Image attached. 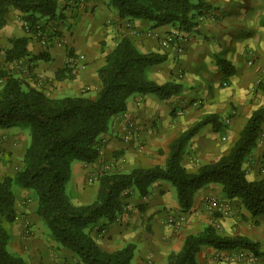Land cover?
Returning a JSON list of instances; mask_svg holds the SVG:
<instances>
[{"label":"crops","instance_id":"1","mask_svg":"<svg viewBox=\"0 0 264 264\" xmlns=\"http://www.w3.org/2000/svg\"><path fill=\"white\" fill-rule=\"evenodd\" d=\"M204 1L210 5L207 10L210 16L189 32L178 31L188 37L180 54L162 50L159 45L167 32L177 31L175 27L153 28L143 19L118 18L106 6V0H79L72 4L57 0L58 10L65 3L69 6L62 11L57 24L60 35L45 37L44 46L24 32L17 10L9 13L6 24L0 28V69L13 67L5 62L10 38L30 36L27 50L34 55L44 50L47 59H33L30 69L21 62L15 68L29 84L50 97L94 93L99 86L97 69L121 35L141 52L165 53L166 59L149 69L151 80L157 84L175 81L181 86L178 93L167 99L155 94H135L128 98L126 109L113 117L108 131L100 136L98 159L93 163L72 162L66 190L74 203L95 199V178L103 171L163 165L173 139L209 114L218 116L220 129L214 131L209 124L203 126L190 139L182 164L194 171L200 164L216 161L229 151L251 113L264 105V93L255 88L256 78H264V27L260 25L264 0ZM55 20L47 25L42 21L45 26L42 28L48 29ZM46 29L42 30L45 34ZM147 31L150 35L146 36ZM69 51L82 55L84 61V66L71 78L65 72L57 73L65 68ZM219 59L231 66L228 74ZM129 123L134 125L133 136L126 140L123 135ZM2 132L14 134L5 144L12 149L13 155L8 157L12 161L16 159L14 144L19 143V137L15 136L18 130L0 129ZM2 164L1 161L0 174L15 172L11 165ZM242 167L248 180L264 179V123ZM13 191L17 220L8 226V245L13 253L21 255L27 264H82L50 237L46 225L35 214L32 191L18 187ZM206 197L230 204L232 211L229 214L208 211ZM124 202L122 214L111 223L97 222L95 228L103 227L98 234L93 230L92 235L107 251L133 244L130 264H165L170 253L180 250L187 234L197 233L207 224L213 225L218 234L242 235L258 242L260 255L255 257L243 248L219 250L204 245L195 256L199 264H264V215L252 217L239 197L227 198L218 184L209 183L200 188L186 212L178 207L175 188L164 180L152 183L144 196L129 191ZM177 215L182 219L178 228L170 223V218ZM25 226L29 228V236L23 240Z\"/></svg>","mask_w":264,"mask_h":264},{"label":"trees","instance_id":"2","mask_svg":"<svg viewBox=\"0 0 264 264\" xmlns=\"http://www.w3.org/2000/svg\"><path fill=\"white\" fill-rule=\"evenodd\" d=\"M106 5L118 18L143 19L153 28L171 25L183 32L196 27L199 17L210 8L204 0H108ZM66 6L58 10L57 0H0V28L9 13L17 10L25 23L24 32L35 31L42 19L48 22L61 18ZM260 25L264 27V16ZM9 42L5 62L13 67L0 69V129L27 128L29 142L15 172L0 178V264H27L21 255L8 249V225L16 219L14 187L33 192L35 214L46 225L50 237L82 264H130L133 244L107 251L99 246L92 231H101L103 226L95 228L100 220L111 223L122 214L129 191L144 196L157 180L168 181L175 188L182 212L191 208L193 196L200 188L215 183L227 198L239 197L252 217L264 215V179L248 180L242 167L264 123V105L251 113L229 151L216 161L200 164L194 171L182 164L190 139L203 126L220 129L218 116L209 114L173 139L163 165L103 171L97 177L95 199L74 203L66 190L72 162L93 163L98 159L100 136L108 131L113 117L126 109L128 98L155 94L167 99L181 86L175 81L157 84L148 77L149 69L166 59L165 53L141 52L122 37L98 67L99 86L94 93L84 91L53 98L29 84L15 69L19 62L30 69L33 59H47L46 52L31 54L27 50L28 35L14 36ZM218 62L228 74L231 66L224 59ZM64 72L68 78L73 76L67 67L57 73ZM256 90L264 93V78L257 82ZM204 245L219 250L243 248L255 257L260 255L258 242L242 235L218 234L213 225L207 224L199 232L187 234L180 250L170 253L165 264H199L195 256Z\"/></svg>","mask_w":264,"mask_h":264},{"label":"built area","instance_id":"3","mask_svg":"<svg viewBox=\"0 0 264 264\" xmlns=\"http://www.w3.org/2000/svg\"><path fill=\"white\" fill-rule=\"evenodd\" d=\"M80 1H82V0H80ZM66 2L69 4H72V3H74V0H66ZM24 24L25 23L22 22V25H24ZM42 30H43L42 24L39 23L38 25H36L35 31L26 32V33L31 34L32 37L38 39L40 41V43L44 46L46 43L45 37H47V35ZM145 35L146 36L150 35V32L147 31ZM187 40H188V38L185 35H182V36L178 35L177 36L176 34L171 33V34H166V35H164V37L160 38L159 45H160L162 50L174 51L176 54H180L183 52L184 44L187 42ZM83 66H84V61H83L82 55L74 54V53H68L67 54L66 61H65V67L69 68L71 73L75 74ZM133 126L134 125L131 123H129V125L127 126V129L125 130V133L123 135V137L126 140L131 139V137L133 136V131H132L134 129ZM99 154H100V152H99ZM90 180H92V178ZM205 207L208 211L217 212L218 214L219 213L220 214H229L232 211V207L230 204L221 203L215 197H206L205 198ZM181 221H182V219L180 218L179 215H177L176 217L170 218V222H172V224L177 228L180 226ZM24 232H25V236H28V234H29L28 226H25Z\"/></svg>","mask_w":264,"mask_h":264},{"label":"rangeland","instance_id":"4","mask_svg":"<svg viewBox=\"0 0 264 264\" xmlns=\"http://www.w3.org/2000/svg\"><path fill=\"white\" fill-rule=\"evenodd\" d=\"M96 1H105V0H96ZM107 1L108 0H106V3H107ZM86 2H87V0H86ZM107 6V5H106ZM108 7V6H107ZM108 8H110V7H108ZM110 9H112V8H110ZM113 10V9H112ZM115 12V11H114ZM210 16V14L209 13H207L206 12V14H203L202 16H200L199 17V21H201L202 19H204V18H207V17H209ZM62 18V17H61ZM61 18H57L55 21H52L53 22V24H50V25H48V29H46V35L47 36H49V35H56V34H58V31H57V24H58V21H60L61 20ZM261 19V18H260ZM42 21H44V23L43 24H45V25H47V21L45 20V19H42ZM41 21V22H42ZM51 21V20H50ZM42 24V25H43ZM42 27H45V26H42ZM53 27H55V28H53ZM43 30H45L44 28H42ZM175 30H177V31H171V32H167L166 34H171V33H174V34H176L177 36L178 35H180V36H182V35H185V34H180L178 31H181V30H178L176 27L174 28ZM48 33V34H47ZM60 34H58V36H59ZM122 37H126V36H124V35H121V37H118L119 39L118 40H120ZM29 38H31L30 36H29ZM127 38V37H126ZM188 38V37H187ZM118 40H116L115 42H114V44H113V46L118 42ZM112 46V47H113ZM19 66H20V64H19ZM15 69H17V68H15ZM261 75V74H260ZM260 79H262L261 78V76L260 77H257L256 78V82H255V88H256V84H257V82L260 80ZM254 88V86H253V89H255ZM8 129H11V130H18V133L17 134H15V136H18L19 137V143H16V144H14V145H16V147L14 148V149H17L15 152H14V155H15V157H16V159H12V161L8 158V157H10V156H12L13 155V152H12V149L11 148H8L6 145V143L9 141V139H11V137H12V135H14L13 133H7V132H2V133H0V162L2 161V165L4 166L6 163V165H11V167L12 168H14V170H16L18 167H19V165H20V162H21V158H22V154H23V152H24V147L26 146V144L29 142V135H28V129L27 128H21V127H12V128H8ZM17 141V140H16ZM6 144V145H5ZM26 148V147H25ZM22 153V154H21ZM18 159V160H17ZM193 161H195V160H193ZM13 162H14V164H13ZM100 174V173H99ZM98 174V175H99ZM6 174H0V178H2V177H4ZM7 175H9V174H7ZM98 175L96 176V178L95 179H97V177H98ZM92 182V181H91ZM33 193V192H32ZM33 196V198H34V195H32ZM30 197H28L26 200H28ZM16 210V209H15ZM214 213V212H213ZM17 220V213H16V219H15V221ZM14 221V222H15ZM171 223V225L173 226V227H175L173 224H172V222H170ZM10 225V224H9ZM8 225V226H9ZM24 230H25V228H24ZM24 230H23V240L24 239H26L28 236H29V234H28V236H25V232H24ZM8 249H9V251L10 252H12L13 253V250H12V248L8 245ZM256 260V259H255ZM254 260V261H255Z\"/></svg>","mask_w":264,"mask_h":264}]
</instances>
